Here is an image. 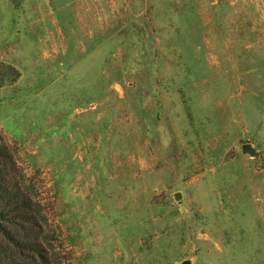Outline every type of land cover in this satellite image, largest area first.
Returning <instances> with one entry per match:
<instances>
[{"label":"rangeland","instance_id":"rangeland-1","mask_svg":"<svg viewBox=\"0 0 264 264\" xmlns=\"http://www.w3.org/2000/svg\"><path fill=\"white\" fill-rule=\"evenodd\" d=\"M2 80L45 264H264V0H0Z\"/></svg>","mask_w":264,"mask_h":264},{"label":"trees","instance_id":"trees-1","mask_svg":"<svg viewBox=\"0 0 264 264\" xmlns=\"http://www.w3.org/2000/svg\"><path fill=\"white\" fill-rule=\"evenodd\" d=\"M12 72V80L15 82L19 78V73L14 68H9ZM2 80L0 87L5 83ZM6 150V146H3ZM4 156L0 150V175L4 172L3 165ZM8 188L0 184V203L5 204L4 209H0V264H45L46 257L43 254V248L40 242H35L31 238L19 239L10 230L6 224H16L26 234L30 227L34 226L36 218L33 215V203L31 198L25 194L20 188L13 192V195L8 192ZM33 254V257H21V254Z\"/></svg>","mask_w":264,"mask_h":264},{"label":"water","instance_id":"water-1","mask_svg":"<svg viewBox=\"0 0 264 264\" xmlns=\"http://www.w3.org/2000/svg\"><path fill=\"white\" fill-rule=\"evenodd\" d=\"M243 152L250 154L252 157H256L258 156V152L256 151V149L252 146V144L247 143L243 145ZM177 199L180 198V194H178L176 196ZM182 264H190L189 260L184 261Z\"/></svg>","mask_w":264,"mask_h":264},{"label":"crops","instance_id":"crops-1","mask_svg":"<svg viewBox=\"0 0 264 264\" xmlns=\"http://www.w3.org/2000/svg\"><path fill=\"white\" fill-rule=\"evenodd\" d=\"M64 51H65V53H79V52H81V53H84V48H82L81 46H69V45H67L66 47H65V49H64ZM92 51H94V48H92ZM76 64H79V62L78 63H76ZM79 80V79H78Z\"/></svg>","mask_w":264,"mask_h":264}]
</instances>
